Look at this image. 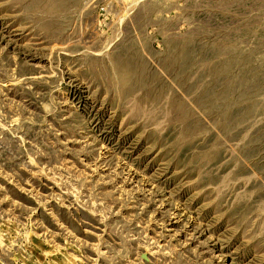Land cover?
<instances>
[{"label": "rangeland", "instance_id": "rangeland-1", "mask_svg": "<svg viewBox=\"0 0 264 264\" xmlns=\"http://www.w3.org/2000/svg\"><path fill=\"white\" fill-rule=\"evenodd\" d=\"M0 264H264V0H0Z\"/></svg>", "mask_w": 264, "mask_h": 264}]
</instances>
